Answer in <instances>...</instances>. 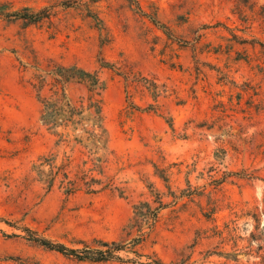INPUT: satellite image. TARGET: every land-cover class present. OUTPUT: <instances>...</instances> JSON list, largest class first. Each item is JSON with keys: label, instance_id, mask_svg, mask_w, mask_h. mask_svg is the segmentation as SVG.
<instances>
[{"label": "rangeland", "instance_id": "rangeland-1", "mask_svg": "<svg viewBox=\"0 0 264 264\" xmlns=\"http://www.w3.org/2000/svg\"><path fill=\"white\" fill-rule=\"evenodd\" d=\"M0 264H264V0H0Z\"/></svg>", "mask_w": 264, "mask_h": 264}, {"label": "trees", "instance_id": "trees-1", "mask_svg": "<svg viewBox=\"0 0 264 264\" xmlns=\"http://www.w3.org/2000/svg\"><path fill=\"white\" fill-rule=\"evenodd\" d=\"M45 244H47V246H50L51 248H55L61 252H64V250H67L63 245H53L51 243H49L48 241H44ZM69 253L71 254H76L77 251L74 249H68Z\"/></svg>", "mask_w": 264, "mask_h": 264}]
</instances>
